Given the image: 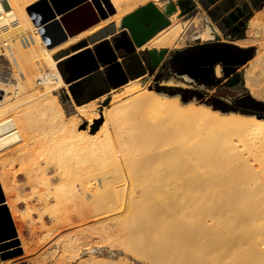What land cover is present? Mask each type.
<instances>
[{
	"label": "bare ground",
	"instance_id": "6f19581e",
	"mask_svg": "<svg viewBox=\"0 0 264 264\" xmlns=\"http://www.w3.org/2000/svg\"><path fill=\"white\" fill-rule=\"evenodd\" d=\"M3 1L0 0V56H7L15 68V81L11 96L0 86V128L12 127L11 131L0 134V146H6L5 150L0 149V188L18 236L0 242V256L17 248L25 254L32 250L23 234V225L36 214L41 221L50 217L54 224L44 239L61 229L92 223L89 229L82 227L60 238L64 260L58 263L67 264L66 259L75 260L84 252L93 253L98 243L110 237V226L115 223L101 222L104 215L116 209L132 211L137 206L146 215L154 216L159 209L170 215L166 221L170 238L217 237L219 245L224 243L221 247L229 243L246 246L243 254L231 259V264H264V230L260 226L264 222V174L257 168L264 163V119L220 112L207 104L195 105L193 101L182 103L178 96L171 98L147 88L140 91L136 85L114 96L111 107L102 112L93 101L75 106L89 126L103 120L98 131L87 136L82 132L88 131L78 129L81 118H69L55 93L69 86L58 68L59 61L55 58L58 54L111 24L118 28L139 6L144 11L142 27L153 23L154 33V26L159 24L151 14L159 0H110L115 14L53 48L47 46L41 31L48 30L61 16L37 25L29 13L31 7L44 0H6L9 10H5ZM95 1L88 0L91 4ZM170 20L171 25L138 50L180 48L178 43L185 35V25L179 23L176 15ZM200 22L196 18L192 25L198 28ZM214 37H203L202 43ZM25 38L30 40L27 45L23 43ZM233 43L242 48L257 47L255 56L245 66L244 82L255 100L264 101V5L250 20L245 37ZM216 74H221L219 66ZM38 79L42 90L37 85ZM165 85L177 86L170 80ZM123 95L128 97L121 102L119 98ZM101 98L104 100L105 96ZM149 112L152 116V112L164 114L165 118L170 115L169 120L179 122L174 126L176 121L171 123L167 119L166 123L164 116L163 121L158 117L160 123L173 126L161 125L166 126L162 130L155 129L160 123L154 126L162 134L156 132L155 143L148 145V151H141L134 141L137 134L144 132L143 126L151 118ZM154 146L155 150H161L152 163ZM100 153L112 158L119 169L131 173L139 183H130L122 176L123 183L111 190L107 177L89 164L88 158ZM245 154L254 158L253 163L241 161L249 159ZM137 156L145 158L147 163L137 167L133 159ZM47 169H53L59 178L55 188L47 178ZM23 175L28 179L29 192H22L18 186ZM136 191L141 192L142 204L135 199ZM111 192L117 198V207L106 197ZM208 194L214 198L213 203L204 200ZM212 204L218 209V216L212 213ZM204 214H207L205 218ZM149 220L154 224L151 228H160L154 220ZM231 220L240 225L245 221L248 226L237 229L231 226ZM223 235H229L230 239H222ZM15 240L21 245L16 246ZM6 244H11V248H1ZM93 255L81 259L79 264L108 261L104 263Z\"/></svg>",
	"mask_w": 264,
	"mask_h": 264
},
{
	"label": "rangeland",
	"instance_id": "374dc122",
	"mask_svg": "<svg viewBox=\"0 0 264 264\" xmlns=\"http://www.w3.org/2000/svg\"><path fill=\"white\" fill-rule=\"evenodd\" d=\"M262 6L263 4L259 6L258 8L256 7L253 8V12H251L250 15H248L247 17L246 26L244 28L238 29L237 33L221 35L222 40H224V42L226 43H233L236 40L245 37L246 30H247L250 20L255 15V13L262 8ZM142 7L143 6H139L135 10V12L141 9ZM155 7L157 8V10H160L164 14L165 17H167L169 21L168 26L171 25L172 22L170 18L174 15H176L177 19L179 20V23L183 24V26L185 25L184 26L186 30V32L184 33L185 35L182 36V38L179 40V43H178L180 48L176 47V48H173L172 50L165 49L167 50V53H168L167 58L172 52L176 50L184 49L189 46H194V45H197L203 42L202 35L210 27L209 18L206 19L207 17L205 16V13L203 10L200 11L201 12L200 14L195 15L193 18L190 19L188 16H183V12L179 6V0H159L158 4L155 5ZM196 17H198L201 21L198 25V28H194V26L192 25ZM124 27L125 26L123 25V23H121L120 26L116 28L117 30L121 31L123 30ZM193 28L196 30H194ZM157 35L158 34H155L153 38H155ZM11 36L12 38L15 37L13 34H11ZM219 40L221 42V39ZM214 41H218V39L216 38ZM253 48L255 49V52H256L257 47H253ZM145 50L147 51L148 49H145ZM151 50L162 51L163 49L158 50V49L151 48ZM247 64L239 68V72H242L243 74L241 78L242 80L241 84L237 89V93L239 96L251 94L245 88V82H244V72H245V66ZM161 68L162 66H160L158 70L160 71ZM219 69H220L221 74L218 75L219 76L218 77L215 72V75L216 77L220 78V80H223V83H224L225 77H224L223 70L220 66H219ZM14 73H15V68L13 67L11 62L8 60V57L5 55H1L0 56V86L7 89L9 96L13 95L11 91H12V88L14 87V81H15ZM235 75L237 76L238 74L235 73ZM158 76L159 74L155 73L151 77L141 76L136 79L128 80V82L124 84L123 86L117 88L116 90H112L113 89L112 88L110 92L102 95L101 97L105 96L104 100H102V98L99 97L95 99L94 101L93 100L92 101L97 103V110H99V112H102L104 108L111 107L112 98L114 96L121 95L126 89L139 85L140 91H143L145 88H147L149 90H152L154 93L156 91L162 95H166L171 98L178 96L182 103H187L183 100L181 93L171 95L169 92H166V91H161V92L157 91V87L159 86L170 87V86L165 85L166 83L169 82V80L177 84V86H174L171 88L173 89L182 88L185 90L197 89L202 94H204V99L213 98L215 94L214 92H218L219 88L222 87L221 85H218V87L201 86L187 77H178V76L170 75V74L166 75L165 77H162L160 81L157 82ZM40 82H41V79H38L37 85L39 89L42 90L43 85ZM55 93L58 96L61 104L68 111L69 118L75 117V116H78L81 118L80 126L78 127V129L81 131H88L87 134L85 132H82L84 135L89 136V135L95 134L98 131L96 130L97 121H95L92 125L89 126L88 122L83 117L79 116L78 113L76 112L75 106H77V104L69 91V87L67 89L61 88ZM127 97H128L127 95H123L122 97L119 98V101L122 102L123 100L127 99ZM224 100L227 102H231L232 99H230L229 96H226ZM191 101L196 103L195 105L205 104L202 101H199L197 97L193 98L192 100H189L188 102H191ZM90 102L91 101L84 102L82 105L88 104ZM210 107L213 109L212 106ZM152 113H154V116H152L153 114L149 112V116L151 115V118L149 117L150 119H148L143 126L145 127L146 131H148L149 129H152V130L148 132H145L144 130L145 133L141 131L139 135L137 134V137L134 141L136 148L138 149L140 148L139 150L141 151H144V150L148 151L149 149L148 145L155 143V138L158 137V135H156V132L161 133L162 132L161 130L164 129L167 125L173 126V124H170V123L166 124L167 119L169 122L171 121L169 120L171 117L170 115L169 117L167 115V117L165 118L166 115L164 116V114H158L156 112H152ZM233 113H237L240 116L244 115V114H241L240 111L233 112ZM146 115L148 116V113ZM162 116H164L163 119L165 118V121H164L166 122L165 124H163L162 122H161L162 124L160 123V118ZM244 116L256 117L255 115H244ZM154 117L155 119H153ZM99 120H101L103 123L102 119H99ZM172 121L174 122L176 121V119H173ZM177 122H179V120L174 122V126L178 124ZM102 123L100 124V127ZM158 123L160 124L158 125ZM161 125H166V126L163 127ZM147 126H150V127L147 129ZM154 126L158 127V128L155 127V129L157 130L161 129V130L155 131V129H153ZM11 129H12L11 125H5L4 127L0 128V134L4 132L5 133L9 132L11 131ZM155 147L156 146H154V150H155ZM0 149L5 150L6 149L5 144H3V146H0ZM92 149H96V148L92 146ZM160 150L161 149H156L155 154L151 153L153 155V160H150L152 163H155L158 157L157 151H160ZM96 151L98 150L96 149ZM241 151L245 152V150L243 149ZM245 157L249 159H242L241 161L243 162L247 161L246 164L253 163L254 161L253 157L249 156V154L248 155L245 154ZM133 159H134V164L137 167L147 163L146 161H144L145 158H141L137 156V157H134ZM88 160H90L89 164L96 168L97 173L107 177V181L110 184L111 190L120 186L123 183L122 176L125 177L126 181L130 180V183L131 182L139 183L138 181H136L137 179L131 173H128L124 169L123 170L119 169L117 164H115V162L113 161V159L108 157L107 155L104 156L103 154L100 153L99 155L97 154V155H93L89 157ZM42 164L43 166L46 165L45 162H42ZM257 168L261 170L260 172L261 174H264V163H261V165L257 166ZM46 174H47V178H49V182L52 184L51 187L53 186L55 188L56 185H58L59 183V178L57 174L54 172L53 169H47ZM251 174L253 176L255 172ZM27 181L28 179L24 175L21 176L18 180V186L20 187L22 192L30 191V189L27 187ZM137 190H139V188ZM200 195L201 194H199V196ZM141 196H142L141 192L136 191L135 199L139 203L142 202ZM106 197L111 203L114 204V207H117V198L112 192L109 193ZM204 200L206 202L210 203L211 201L213 203L214 198L208 194L204 196ZM52 203H55L54 199ZM212 208H214V204H212ZM21 210L22 211L25 210L24 204L21 206ZM142 210H143L142 208L140 207L138 208L136 206L135 209L132 211L128 210L125 212V211H120L119 209H116L114 211L109 212L110 214H106L107 216L104 215L101 218V222L109 223L110 221H112L115 223L113 227L110 226V229H111L110 235H109L110 237H108L107 240L101 239L103 242L98 243L100 247L98 246V248H95L93 253L84 252L79 256L78 259H75V260L66 259L65 261L67 262V264H79V261L81 262V259L84 260L86 256L88 257L91 254L92 255L94 254L93 256H95L97 260L100 258L99 261H101L102 259L104 260V263H106L105 261L108 260L107 263H111V264H231V261H232L231 259L238 257V255L243 254L246 250V246L237 247L236 245H232L230 243L226 244L225 247H221V245H223L224 243L219 245L217 237L216 238L213 237V239L212 238L211 239L201 238V237H195V238L185 237V238H179V239H175L174 237L170 238V232L168 231L167 226H166V221L168 220V218L170 219V215H168L166 212H161V209H159V212L154 216H151L149 213H147L146 215ZM103 211H107V210H103ZM212 213H215L217 216L219 215L218 209H215V208L212 209ZM206 215L207 214H204L202 215V217L205 218ZM143 216H146V217L143 218ZM149 219L154 220L156 222L155 224H157L160 228L158 227H157L158 229L156 227L151 228L154 224H151L150 223L151 221ZM118 221L119 223H117ZM161 222L162 224H160ZM211 222L212 221H210V223ZM25 223L26 224L23 225V234L26 240L28 241V243L31 244L32 250L28 254H25L23 252V254L18 257L20 258L23 256H27L31 264H57L58 260L59 261L61 259L64 260V257L61 256L63 255V252L61 251L62 246L60 247L61 244L58 243L60 238L67 235L68 233H74L76 231L78 232L79 229H81L82 227L91 228L92 226L91 225L92 223L88 225H83V226L75 225L70 228L68 227V228L61 229L60 231L51 235L48 239H44L46 238V235L50 232V229H52L54 225L50 217L47 216L46 220L41 221L39 219V215L36 214L32 218H27ZM231 223H232L231 226H235V228L237 229H240V227L245 229L248 226V224L245 221H241V224L243 226L240 225L239 222L234 221V220H231ZM260 226L264 230V222H262ZM155 228L157 229V231L156 230L153 231ZM223 238H225L224 240H229L230 236L223 235L222 239ZM109 239L111 240V242Z\"/></svg>",
	"mask_w": 264,
	"mask_h": 264
},
{
	"label": "water",
	"instance_id": "95a60500",
	"mask_svg": "<svg viewBox=\"0 0 264 264\" xmlns=\"http://www.w3.org/2000/svg\"><path fill=\"white\" fill-rule=\"evenodd\" d=\"M94 3L91 4L88 0H44L37 7H31L29 13L37 25L54 20L57 15L61 16L60 21L55 20L48 30L41 31V36L47 46L53 48L115 14L110 0H96ZM3 6L5 10L10 9L6 0L3 1ZM143 13V8L132 13L123 24L125 26L123 30L119 31L115 24H111L55 57L59 61L58 68L64 80L69 84V91L77 105L89 101L88 98L82 96L85 90L89 92L88 97H99L110 92L108 84L112 88H117L129 79H136L144 74L145 66L151 63L149 60H143L149 56V51H138L137 49L142 47L144 41L153 32L152 29L145 30L142 27ZM151 16L154 21H158L159 25L169 24V21L163 18L157 10ZM128 28L129 30H127ZM216 38L217 36L210 42L174 51L166 61V73L187 77L195 83L207 87L215 83L213 75L216 67L220 66L226 77L237 73L236 80L241 82L243 74L239 72V68L255 56V49L253 47L242 48L234 43L214 41ZM81 49L84 50L70 56ZM151 54L154 59L152 67L148 69L149 74L155 72L159 61L154 53ZM67 56L70 57L61 60ZM161 78L162 75H159L157 82ZM157 91H166L171 95L181 93L185 102L197 97L199 101L212 106L214 110L240 111L241 114L255 115L258 119H264V101L255 100L251 94L238 98L232 104L225 101L224 98L226 96L232 99L237 98L236 91L229 93L224 90L218 91L214 94L215 97L209 99H204V94L197 90L159 86ZM101 123V120H97L96 130ZM5 201L0 188V242L18 236L9 209L4 204ZM15 245L20 246V241L15 240ZM10 246L11 244H6L1 248L8 250L11 248ZM22 254L23 250L17 248L0 256V262Z\"/></svg>",
	"mask_w": 264,
	"mask_h": 264
},
{
	"label": "flooded vegetation",
	"instance_id": "af4514ba",
	"mask_svg": "<svg viewBox=\"0 0 264 264\" xmlns=\"http://www.w3.org/2000/svg\"><path fill=\"white\" fill-rule=\"evenodd\" d=\"M262 3H264V0H249V1L245 0L244 2H242L241 5L236 6L235 0H198L197 5H195L192 2H190L189 0H182L181 2L179 0V6L183 12V16H188L190 19L193 18L195 15L200 14L201 13L200 11L203 10L205 13V16L207 17L206 19L209 18L210 27L202 35V37L211 38L213 36H215V37L217 36L218 41H220L219 39H221V42H224V40H222V38H221V35H228L231 33H237L238 29L244 28L246 26L247 17H248V15H250L251 12H253V8L254 7L258 8L259 6L262 5ZM156 10H157V8H156ZM157 11L163 16V18L167 19V17H165L164 14L160 10H157ZM196 18H198V17H196ZM234 20H237V21L233 22ZM153 25H154L153 23H145L143 27L145 28V30H151L153 28ZM167 27H168V25H157V26L155 25L154 26V33H152L144 41V43L142 44V47L144 45H146L148 42H150L153 39V37L155 36V34H159L160 32H162ZM128 30H129V28H128ZM138 49H141V48H138ZM138 51H141V50H138ZM148 51H149V54H148L149 56H147L143 60L144 61L149 60V61H151V63L149 65L145 66L144 74L141 76L151 77L155 73L162 75V77H165L166 75H168V73H166L167 72L166 61L173 54V52L167 58V54H168L167 50L157 51V50L149 49ZM151 51H154V52H151ZM151 53H154L159 58L158 64L155 67V72L153 74H149V71H148V69L150 67H152V60L154 59L153 55ZM160 66H162V68L159 71L158 69ZM217 67H216V69H217ZM215 72L213 75L215 78V83L213 85H211L210 87H212V86L218 87V85H221L222 87H220L218 91L224 90L227 93L232 92V91L237 92V89L240 86L241 82L236 80L235 74L232 76H229V77H226L224 75L225 79H224V83H223V80H220V78H218L219 77L218 75H217L218 77H216ZM129 80H131V79H129ZM126 83H124V84H126ZM123 85H120L117 88H119ZM108 86L111 90L112 87L109 84H108ZM117 88H115V89H117ZM191 90H197V89H191ZM214 93H216V92H214ZM82 96H83V98H88L89 101H91V102H92V100L94 101L95 99L101 97V96H99V97H96V96L95 97H88L89 92L86 90H85V92L82 93ZM213 97H215V96H213ZM241 97L242 96L238 95L237 98H235V99L230 98V99H232L231 103L234 104V102L238 98H241Z\"/></svg>",
	"mask_w": 264,
	"mask_h": 264
},
{
	"label": "crops",
	"instance_id": "0c3cea01",
	"mask_svg": "<svg viewBox=\"0 0 264 264\" xmlns=\"http://www.w3.org/2000/svg\"><path fill=\"white\" fill-rule=\"evenodd\" d=\"M235 1H236L235 5L238 6V5H241L242 1L244 2L245 0H235ZM247 1H249V0H247ZM262 4L264 5V3H262ZM1 263H3V264H31L29 262V258L27 256H23V257H20V258L18 256H16V257H13V258H11V259H9L7 261H2Z\"/></svg>",
	"mask_w": 264,
	"mask_h": 264
},
{
	"label": "built area",
	"instance_id": "2783aa9c",
	"mask_svg": "<svg viewBox=\"0 0 264 264\" xmlns=\"http://www.w3.org/2000/svg\"><path fill=\"white\" fill-rule=\"evenodd\" d=\"M189 1L192 2V3L195 4V5H197V2H198V0H189ZM23 43H24L25 45H27V44L30 43V40H29L28 38H25V39H23Z\"/></svg>",
	"mask_w": 264,
	"mask_h": 264
}]
</instances>
